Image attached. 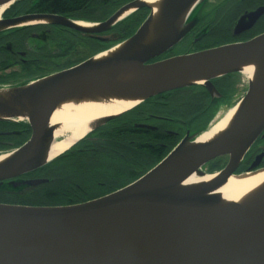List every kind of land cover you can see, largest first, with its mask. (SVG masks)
Instances as JSON below:
<instances>
[{
    "label": "water",
    "instance_id": "obj_1",
    "mask_svg": "<svg viewBox=\"0 0 264 264\" xmlns=\"http://www.w3.org/2000/svg\"><path fill=\"white\" fill-rule=\"evenodd\" d=\"M16 1L0 0V6ZM205 1L163 0L160 22L170 32L144 46L152 12L142 0L124 5L97 30L87 31L96 33L110 29L138 10L150 12L131 38L116 45H122L125 54L122 58L91 64L92 58L74 69L55 75V79L43 86L40 101L37 102L36 119L27 122L31 137L22 147L14 150L16 154L9 163L0 167V183L33 172L52 161L44 162L42 159V155L54 144L49 140L51 132L43 134V119L61 99L108 73H122L135 63L139 64L140 70H154L161 64L172 62L167 77L155 84L126 86L107 78L115 93L138 97L143 101L197 81L211 90L205 81L240 72L229 66L228 62L250 56L264 58L263 34L246 44L220 47L146 66L148 61L178 42L181 28L188 20L194 22L196 10L200 11ZM188 10L185 21L175 27L178 19ZM263 13L264 8H260L249 14L251 24ZM38 21L86 32L78 23L51 15L0 20V31ZM243 21L245 19L241 18L237 22L235 31L239 30ZM259 79L256 86L249 83L245 97L238 104L244 112L258 92L264 93V71ZM189 81L192 82L187 83ZM36 82L1 89L10 93L12 98L10 104L0 102V114L12 112V105L18 104L21 97L27 94L28 87ZM13 92L19 93L18 96H14ZM29 101L35 102L33 95H29ZM118 116L97 120L92 131ZM218 120L196 137L180 142L137 181L98 200L69 207L0 204V264H264V208H234L219 212L217 199L200 196L222 185L229 177L258 172L252 171L256 167L254 164L249 172L234 175L245 153L264 130V109L225 138L184 148L192 145ZM9 121L12 120L0 119V122ZM225 156L228 163L220 172L207 174L202 171L206 164ZM190 173L198 178L210 175H217V178L194 190L195 196L192 193L186 196L166 194L169 180ZM44 183V180H32L27 184L37 187Z\"/></svg>",
    "mask_w": 264,
    "mask_h": 264
},
{
    "label": "flooded vegetation",
    "instance_id": "obj_2",
    "mask_svg": "<svg viewBox=\"0 0 264 264\" xmlns=\"http://www.w3.org/2000/svg\"><path fill=\"white\" fill-rule=\"evenodd\" d=\"M43 1L45 0H17L3 10L0 20L28 15L60 16L78 23V26L81 23L87 25V27L79 26L86 32L43 22L0 31V90L22 87L86 63L131 38L150 13L149 10H138L110 29L90 33L87 31L97 30L99 25L116 11L134 0H128L119 7L118 5L113 7L111 0H104L103 5L99 6L95 13H92L89 6H85L83 8L85 10L68 14L42 9ZM260 8H264V0L205 1L193 18L194 22L188 20L181 28L178 42L145 65L195 55L220 47L249 43L264 34V13L253 24L248 19L249 14ZM241 18L245 21L239 30L235 31V26ZM241 76L240 72H235L210 78L205 83L209 84L211 90H208L203 83H193L144 99L131 110L91 131L70 150L45 166L0 183V196L11 200L0 204L25 206L21 204L20 199L24 202V199L31 197L34 192L55 181L50 177L54 173L51 163L56 161L55 168L62 172L68 163H78L110 153L115 155L117 153L112 149L114 140L126 142L137 152V155L145 152L151 159H154L159 152L166 151L171 143L174 144L162 158L163 160L184 139L196 137L198 133L205 131L215 120L240 103L249 86V82L242 76L247 81V86L246 91L239 96ZM31 134L27 122L15 120L0 122V155L22 147L30 139ZM150 161L146 164L138 163L130 166L129 174L141 175L150 165ZM161 161L147 169L135 181ZM227 163L228 157H221L206 164L202 171L207 174L220 172ZM254 164L256 167L252 171L264 169V130L249 147L234 175L249 172ZM63 179L57 178V181L62 182ZM32 180H44L46 183L31 187L27 183ZM98 185L101 190H107L105 183ZM75 188L82 192L81 198L91 190L78 184H75ZM110 194L112 192L60 207L82 205Z\"/></svg>",
    "mask_w": 264,
    "mask_h": 264
},
{
    "label": "bare ground",
    "instance_id": "obj_3",
    "mask_svg": "<svg viewBox=\"0 0 264 264\" xmlns=\"http://www.w3.org/2000/svg\"><path fill=\"white\" fill-rule=\"evenodd\" d=\"M150 8L152 19L149 25L147 36L143 46L149 44L165 35L169 28L164 29L160 22V11L163 0H142ZM10 4L0 6V15ZM131 11L125 13L121 19ZM189 10L183 13L178 19L175 27H179L186 17ZM41 22H27L23 24L32 25ZM79 26L87 25L81 23ZM142 46V48H143ZM122 45L111 48L99 54L91 60V64H99L109 60H115L124 56ZM127 55V54H126ZM172 62L159 65L154 70H140L139 64L135 63L119 74L108 73L103 78L69 94L61 99L45 116L41 123L43 134L51 132L50 141H54L52 148L47 150L42 159L44 162L53 160L55 157L70 150L77 142L82 140L91 131L93 124L102 118L123 114L135 106L141 99L138 97H125L115 93L112 86L107 82V78L117 81L126 86H143L161 82L167 77L168 70ZM229 66L240 71L242 76L251 84H259V76L264 71V58L260 56H250L244 59L230 61ZM56 76L40 80L28 87L27 94L22 96L18 104L12 105V112L0 114V119L34 122L36 119L37 102L40 101L43 86L55 79ZM189 81L187 83H190ZM196 82V81H193ZM200 81H197L198 83ZM19 93L13 92L14 96ZM29 95H33L35 102L29 101ZM11 94L0 91V102L10 104ZM264 109V93L258 92L247 111H243L240 105L228 110L223 117L218 120L208 131L202 134L192 145L184 146L185 149L200 146L219 140L231 135L240 124L248 121L258 112ZM12 152V153H11ZM15 151L0 155V167L9 163L15 156ZM217 175L198 178L194 173L182 176L181 178L169 180L166 194L174 196H186L202 185L216 180ZM199 196V195H198ZM204 198H215L218 200L217 210L226 212L234 208H264V169L245 176L229 177L222 185L200 195Z\"/></svg>",
    "mask_w": 264,
    "mask_h": 264
},
{
    "label": "trees",
    "instance_id": "obj_4",
    "mask_svg": "<svg viewBox=\"0 0 264 264\" xmlns=\"http://www.w3.org/2000/svg\"><path fill=\"white\" fill-rule=\"evenodd\" d=\"M111 1L113 7L120 3H117L119 0ZM127 1L128 0H124V2ZM103 3L104 0H45L42 2L41 8L54 13L68 14L85 10L83 8L89 6L92 13H95L98 7L103 5ZM89 13L91 14V12ZM168 146L169 148L166 151L163 150L159 152L154 159H151L145 152L137 155V152L132 150L126 142L120 140L116 142V140H114L112 149L117 153L115 155L110 153L97 156L93 159L83 160L78 163H68L62 172L55 168L57 164L56 161H54L51 163L54 167V173L50 177L55 179V181L34 192L31 197L24 199V202H22L23 199H20L21 204L30 207H60L66 204L73 205L80 201L93 199L95 196L111 192L114 193L118 189L135 181L144 174L147 169L161 161L174 144L171 143ZM149 160H151L150 165L141 175L129 174L130 166L137 165L138 163L146 164ZM57 178H64V181L59 182ZM99 183H105L107 190H101L100 187H98ZM75 184L88 187L91 190H88L86 196L81 198L83 194L75 188ZM68 187H71V189ZM69 198L70 200H68ZM0 202L8 203L11 202V200L0 196Z\"/></svg>",
    "mask_w": 264,
    "mask_h": 264
},
{
    "label": "rangeland",
    "instance_id": "obj_5",
    "mask_svg": "<svg viewBox=\"0 0 264 264\" xmlns=\"http://www.w3.org/2000/svg\"><path fill=\"white\" fill-rule=\"evenodd\" d=\"M207 1H210V0H207ZM120 2V3H119ZM117 3H119V4H117L118 5V7H119V5L121 6L122 4H124V3H126V2H124V0H119ZM117 7V8H118ZM197 12H199V10H196V12L195 13H197ZM146 20V19H145ZM247 84V81L246 80H244L243 79V77L241 76V78H240V82H239V93H240V95L239 96H242V94H243V92H245L246 91V85ZM225 111V110H224ZM223 111V112H224ZM220 112V111H219ZM23 123L24 122H26V121H22ZM215 173H217V172H214V173H212V174H215ZM211 174V173H210Z\"/></svg>",
    "mask_w": 264,
    "mask_h": 264
}]
</instances>
